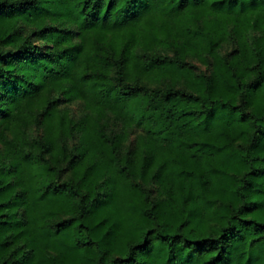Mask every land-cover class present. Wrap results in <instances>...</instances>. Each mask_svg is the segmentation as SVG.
Instances as JSON below:
<instances>
[{
  "label": "trees",
  "instance_id": "obj_1",
  "mask_svg": "<svg viewBox=\"0 0 264 264\" xmlns=\"http://www.w3.org/2000/svg\"><path fill=\"white\" fill-rule=\"evenodd\" d=\"M0 264H264V0H0Z\"/></svg>",
  "mask_w": 264,
  "mask_h": 264
},
{
  "label": "rangeland",
  "instance_id": "obj_2",
  "mask_svg": "<svg viewBox=\"0 0 264 264\" xmlns=\"http://www.w3.org/2000/svg\"><path fill=\"white\" fill-rule=\"evenodd\" d=\"M68 108L73 111L75 114H78V112L80 111V106L78 103H71V104H68ZM135 137H136V133H132L128 139V143L130 142H134L135 140Z\"/></svg>",
  "mask_w": 264,
  "mask_h": 264
}]
</instances>
